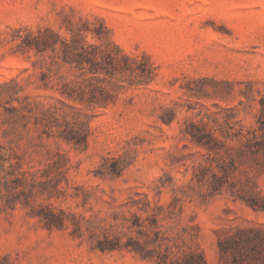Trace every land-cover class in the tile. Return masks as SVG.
Segmentation results:
<instances>
[{"label": "rangeland", "instance_id": "rangeland-1", "mask_svg": "<svg viewBox=\"0 0 264 264\" xmlns=\"http://www.w3.org/2000/svg\"><path fill=\"white\" fill-rule=\"evenodd\" d=\"M72 25L150 76L106 104H78L82 136H65L58 68L45 81L49 60L17 47L27 30L70 37ZM239 136H257L260 151L236 148L231 165ZM220 155L236 193L194 177L198 164L219 171ZM45 205L63 226L45 224ZM110 224L122 246L102 250ZM238 227L264 229V0H0V264H160L167 247L225 264L219 241ZM238 264H264V248Z\"/></svg>", "mask_w": 264, "mask_h": 264}, {"label": "trees", "instance_id": "trees-1", "mask_svg": "<svg viewBox=\"0 0 264 264\" xmlns=\"http://www.w3.org/2000/svg\"><path fill=\"white\" fill-rule=\"evenodd\" d=\"M67 29L70 37L63 36L50 27H40L37 31L27 30L23 34H18L17 47L22 51L33 50L36 54L49 60L48 71L43 72L45 81H50L54 75L52 74L54 67L58 68L55 75L62 97L56 99L55 107L57 110L68 108L63 112L62 117L67 126L71 125L69 134L65 136H82L85 133L88 115L83 113L81 106L106 104L115 98L122 89L146 83L150 76L146 74L145 68L142 66L143 60L125 53L113 41L100 38L102 40L100 43L90 42L85 35L86 28L82 25L68 26ZM100 35H102L101 32ZM203 135L201 132H193V138L209 151L220 149L218 148L220 139L215 136ZM239 137V147L228 145L226 148L231 165L235 163L234 151L236 148H238L237 152L241 154L255 155L260 151L258 146L261 142L257 140V136ZM212 163L209 165L198 164L194 177L200 181L209 180L212 193L223 191L224 188L236 193L234 183L230 180L231 170L227 159L220 155V159L217 160L219 171L214 170ZM118 172L117 168L113 169V173ZM251 205L255 207L256 204ZM43 208L45 210L41 212L43 214L40 213V216L47 226L61 227L64 225L65 220L60 213H56L46 205ZM121 224L125 227L126 220ZM113 227V224L105 227V239L99 240L97 243V246L102 250L122 246L116 242L118 235L111 237ZM219 246L222 257L226 261L225 264H228L229 261L232 264H238L241 254L246 250L257 253L261 248H264V229L238 227L234 234L220 240ZM172 253L174 256L171 255ZM158 258L160 264H206L203 254L195 250L174 252L167 247L166 252H159Z\"/></svg>", "mask_w": 264, "mask_h": 264}]
</instances>
